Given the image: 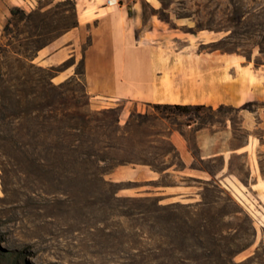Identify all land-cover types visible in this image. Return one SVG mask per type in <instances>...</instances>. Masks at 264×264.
<instances>
[{"label":"rangeland","instance_id":"374dc122","mask_svg":"<svg viewBox=\"0 0 264 264\" xmlns=\"http://www.w3.org/2000/svg\"><path fill=\"white\" fill-rule=\"evenodd\" d=\"M158 1L169 11L146 10L163 21H168L169 12L181 16L200 12L199 27L232 29L231 39L221 45L225 49L247 51L259 45L264 51V0ZM75 23L72 1H44L33 9L10 8L1 24L0 90L19 103L14 111L0 104V264H35L32 258L40 264H264V230L257 242L244 205L212 182L167 174L146 184V191L181 183L193 187L196 196L171 203L151 194L126 196L123 190L133 192L141 184L109 181V174L104 183L86 177L77 180L71 164L61 165L49 153L56 139L48 132L60 126L59 118L69 122L65 117L69 114L93 117L91 134L101 141L98 147L121 148L109 152L116 158L113 166L153 162L158 168L174 165L181 170L183 163L169 139L177 133L195 155L193 167L213 173L222 159H199L196 131L227 128L235 144L246 138L239 129L238 109L230 106L179 110L92 98L81 80L80 55L55 70L33 61L21 67L13 50L23 49L31 59ZM71 65L76 76L61 88L50 81V76ZM44 87L49 91L45 93ZM44 102L51 106L45 115L58 119L18 115ZM37 130L46 133L39 145L29 136ZM235 162L244 176L242 161ZM190 198L198 201L188 203Z\"/></svg>","mask_w":264,"mask_h":264},{"label":"crops","instance_id":"0c3cea01","mask_svg":"<svg viewBox=\"0 0 264 264\" xmlns=\"http://www.w3.org/2000/svg\"><path fill=\"white\" fill-rule=\"evenodd\" d=\"M44 1H72L77 26L39 49L33 62L51 68L69 60L75 62L80 55L81 80L92 98L238 109L239 129L246 133L243 143L235 144L227 128L211 133L203 128L196 131L199 159L221 157L222 165L217 171L194 168L195 155L186 138L172 133L169 139L183 163L181 170H176L174 165L162 172L144 164L120 165L108 175L109 181L141 184L133 192L123 190V195L151 194L163 197L168 203L179 197H194L197 193L191 190L193 187L181 183L156 186L154 192H149L146 184L159 181L167 174L212 182L244 205L256 231V240L261 242L264 230V51L260 46L253 45L247 51L219 48V43L231 39V28L199 27L200 12L186 16L169 12L168 21H163L146 10L163 8L158 0H121L112 7L106 5V0H0V36L1 24L9 16L10 8L33 9ZM163 10L169 11L168 8ZM85 38L86 45L82 48ZM74 67L71 65L54 75L52 82L61 84L75 77ZM236 159L244 165V176L236 167Z\"/></svg>","mask_w":264,"mask_h":264},{"label":"trees","instance_id":"16d2710c","mask_svg":"<svg viewBox=\"0 0 264 264\" xmlns=\"http://www.w3.org/2000/svg\"><path fill=\"white\" fill-rule=\"evenodd\" d=\"M77 26V21L74 27ZM8 26H5L3 30V35L7 36ZM223 42L219 43L217 46L219 48H224L222 45ZM43 48V47H42ZM41 49V48H40ZM39 50V49H38ZM37 50V51H38ZM13 54L17 55L21 60L19 63L21 67H24V64L27 61L32 62L35 58L30 59L25 54L23 49L13 50ZM36 55V54H35ZM51 70H55L54 67H51ZM54 76H50V81ZM62 84L58 86L61 88ZM45 93L49 90L44 87ZM35 93L32 92L27 93V95H34ZM19 103L13 97L5 96L0 90V104L3 108H9L14 111L15 106ZM35 105V104H34ZM164 107L175 108L179 110H189V109H199L202 106H190V105H163ZM50 105L47 102L39 104L38 106H33V108H26L18 115H24L26 118H30V120H35L40 117L42 118H49L56 119V116H49L45 115L46 111L50 109ZM16 115V114H13ZM64 116V115H63ZM69 122H65L62 118H59L60 126H58L55 130L48 132L47 135H51V137L56 139V143L54 146L49 150V153H52L56 161L64 165L69 163L73 166V175L74 177L79 180L83 177L90 178L92 180H96L98 182L104 183V176L110 174L113 169L119 165H127L126 162L119 163L117 166H113V162L116 161V158L110 156V151H120L121 148L118 146H113L110 144H105L102 147L97 146V142L101 143V141L96 140L92 137L91 134V123L93 122V117L90 115H66ZM58 119V118H57ZM56 121V120H55ZM46 133L37 130L34 133H31L29 136L34 141L36 145H39L40 141H42L43 137ZM91 134V136H89ZM166 138L165 136H162ZM71 139L70 144H66V140ZM176 152V157L179 158V154L176 148L173 149ZM44 159V158H43ZM46 159V158H45ZM132 163V162H129ZM144 165H149L153 170L157 172H162L173 165H170L167 168H158L153 162H144ZM111 165V166H110Z\"/></svg>","mask_w":264,"mask_h":264},{"label":"built area","instance_id":"2783aa9c","mask_svg":"<svg viewBox=\"0 0 264 264\" xmlns=\"http://www.w3.org/2000/svg\"><path fill=\"white\" fill-rule=\"evenodd\" d=\"M121 3V0H106V5L108 7L117 6Z\"/></svg>","mask_w":264,"mask_h":264},{"label":"bare ground","instance_id":"6f19581e","mask_svg":"<svg viewBox=\"0 0 264 264\" xmlns=\"http://www.w3.org/2000/svg\"><path fill=\"white\" fill-rule=\"evenodd\" d=\"M31 261H32L33 263H35V264H40L39 259H34V258H32Z\"/></svg>","mask_w":264,"mask_h":264}]
</instances>
